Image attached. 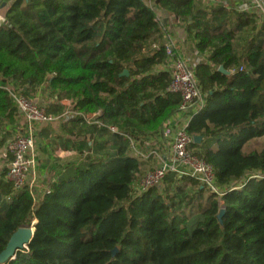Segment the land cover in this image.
Returning <instances> with one entry per match:
<instances>
[{
	"label": "trees",
	"instance_id": "1",
	"mask_svg": "<svg viewBox=\"0 0 264 264\" xmlns=\"http://www.w3.org/2000/svg\"><path fill=\"white\" fill-rule=\"evenodd\" d=\"M155 6L186 23L205 58L195 73L206 102L187 133L202 137L190 150L226 194L169 173L134 197L143 163L122 134L154 139L181 103L168 90L171 74L159 71L168 47L144 0H15L0 25V126L16 128L21 118L8 90L31 99L45 87L55 101H71L73 124L92 141L84 137L90 153L67 164L63 172L76 165L71 175L50 178L36 201L3 170L0 254L37 222L28 250L7 264H264V178H250L264 173V148L249 147L264 139V25L254 14L199 9L194 0ZM98 113L103 126L86 122Z\"/></svg>",
	"mask_w": 264,
	"mask_h": 264
},
{
	"label": "built area",
	"instance_id": "2",
	"mask_svg": "<svg viewBox=\"0 0 264 264\" xmlns=\"http://www.w3.org/2000/svg\"><path fill=\"white\" fill-rule=\"evenodd\" d=\"M219 1L221 0H210L211 3ZM223 2L228 1L223 0ZM232 4L234 9L240 12L256 15L259 19V26L262 27L264 25V0H232ZM219 6L227 7L221 3ZM1 24H5V18L0 20ZM167 52L170 57L172 49L168 47ZM195 68L196 66L191 68L186 59L178 57L176 60L168 61L166 66L159 70L171 74V83L168 90L179 94L181 103L175 116L163 125L161 133L148 141L154 146L151 147L148 153L142 154L137 150L145 141L122 134L129 141L131 150L137 152L141 161L146 162L151 157L159 160L158 166L146 173L142 179L138 190L136 193L134 192L135 198L150 189L160 186L165 176L169 173L178 177L196 179L207 188L210 194L217 195L219 198L226 194L225 189L217 184L213 168L190 150V147L195 142L194 137L187 133V127L194 115L204 108L206 102V96L196 77ZM8 91L14 106L24 120V125L20 132L15 134L14 139L8 143L7 151L11 155V160L7 166L6 178L17 190L27 188L32 198L36 201L37 197L34 196V192L37 183V132L46 125L64 121V115L56 116L50 114L45 108L21 93L12 89ZM78 115V112L69 111L66 119H73ZM98 115L99 113L85 117V120L89 124L103 126L102 123L95 120ZM108 128L114 133L117 132L115 127ZM134 157L137 158V156ZM250 178L262 179L264 178V173L256 172L250 174ZM34 222H36V219L31 226ZM25 250H28V248L22 252H25Z\"/></svg>",
	"mask_w": 264,
	"mask_h": 264
},
{
	"label": "rangeland",
	"instance_id": "3",
	"mask_svg": "<svg viewBox=\"0 0 264 264\" xmlns=\"http://www.w3.org/2000/svg\"><path fill=\"white\" fill-rule=\"evenodd\" d=\"M145 3L150 7L152 10L156 9L155 6V0H144ZM196 5L199 9H209L214 8L220 5V3L228 8H234L232 4V0H227L228 2H223V0L215 3H211L210 0H194ZM176 19V18H175ZM184 22V21H183ZM186 25V23L184 22ZM164 31V30H163ZM164 36H166L165 31L163 32ZM169 35H167L168 37ZM190 42L194 44L193 39L191 38ZM172 44V43H171ZM242 44H239V46ZM174 52L172 49V53L170 55L171 60H176L178 57L174 56ZM200 54V53H199ZM205 59L200 58V56H194L193 60L190 62L187 61L189 66L194 67L196 66L197 62H204ZM243 69L247 70L246 65H243ZM31 100L34 101L36 104L40 105L41 107L45 108L46 111L53 115H64L63 119L64 121L61 122H55L49 125H46L41 130H38L37 132V183H36V189L34 192L35 197H39L41 195L40 190L43 187H47L50 182V178L52 177L51 173H58L57 170V164L59 161L67 160L71 161L72 163H78L81 160L84 159L86 154L90 153V150L85 149L81 144V142H84V137L86 138V142L92 141V139L89 137L86 133V129L82 130V125H80L81 122H78L80 127L78 129V126H75L73 124L74 118H67V112L73 111V106L70 100L63 99L62 101H55L54 97L51 96L49 91H46L45 87L40 88V93L37 96H32ZM53 105V107L51 106ZM63 105V106H62ZM72 122V123H71ZM24 125L23 118H19L16 128L11 127V125H3L0 126V166L3 165V163L8 164L11 160V155L8 153V143L12 141L15 137V134L7 133L6 129L8 130L13 129V131L17 132L18 134L20 130L22 129ZM74 128V134L70 133V129ZM15 129V130H14ZM19 130V131H18ZM82 130V131H81ZM12 131V130H11ZM81 131V132H80ZM80 135L78 136L77 135ZM143 141L145 143L141 144L140 147L137 148V150L142 153H148L151 149L152 144L148 143L149 138L144 137ZM251 150H261L264 148V139H261L257 141L256 143H252L249 145ZM66 152V154L61 153ZM192 152V151H191ZM130 155L137 156L138 160L143 163V171L142 175L139 177L137 182L133 186V192L136 193L138 190L140 183L146 173L151 171L153 168L158 166L159 160L157 158L151 157L146 162L141 161V158L139 155H137V152L135 150L130 151ZM67 164H65L66 166ZM81 165V164H80ZM76 166V165H74ZM74 166H71L70 168H67L62 174V176H68L71 175L74 172ZM83 166V164L81 165ZM44 174H47V178H44ZM41 188V189H40ZM43 191V190H42ZM40 194V195H39Z\"/></svg>",
	"mask_w": 264,
	"mask_h": 264
},
{
	"label": "crops",
	"instance_id": "4",
	"mask_svg": "<svg viewBox=\"0 0 264 264\" xmlns=\"http://www.w3.org/2000/svg\"><path fill=\"white\" fill-rule=\"evenodd\" d=\"M14 1L15 0H0V20L5 18L7 9L13 4ZM154 12L156 14L159 24L166 33L165 36L166 45L171 49H173V52L175 53L173 57L177 56L180 58H184L189 62L190 60L191 61L193 60L194 56H200V58H203V56H201L199 52L195 49L194 44L190 42L191 37L186 31V27L183 21L175 19V17L168 14L164 10H160L156 8ZM167 35L169 36L167 37ZM39 93H40V89L38 90L35 96H37ZM64 153L66 154V152H63L60 155ZM70 163H72L70 160L59 161V163L56 166L57 170L60 169L58 170V172H63V169L67 167V165L65 166V164H70ZM8 164L3 163V165L0 166V179L4 174L3 170L7 169ZM46 175L47 174H44L43 177L47 178ZM51 175H52L51 178H54L56 172L51 173ZM49 186L50 185H48L47 187H43L42 189L40 188L41 195L39 194L40 195L39 197L42 196V194L49 188Z\"/></svg>",
	"mask_w": 264,
	"mask_h": 264
},
{
	"label": "water",
	"instance_id": "5",
	"mask_svg": "<svg viewBox=\"0 0 264 264\" xmlns=\"http://www.w3.org/2000/svg\"><path fill=\"white\" fill-rule=\"evenodd\" d=\"M219 71L227 76L232 75V72L225 70L223 67H220ZM124 74L128 75L127 72H125ZM201 141H202V137L200 136L194 137L195 143H200ZM224 214H225V210H222L218 216L220 222L222 221V217ZM36 224L37 222H34L32 226L30 225L20 228L17 232H15L12 235V237L10 238L7 244V247L0 254V264H6L9 261L15 259L18 253L22 252L24 249L29 247V244L32 241L36 231Z\"/></svg>",
	"mask_w": 264,
	"mask_h": 264
}]
</instances>
